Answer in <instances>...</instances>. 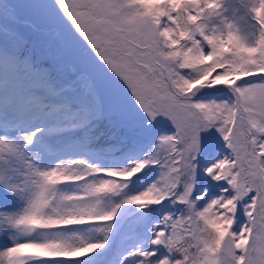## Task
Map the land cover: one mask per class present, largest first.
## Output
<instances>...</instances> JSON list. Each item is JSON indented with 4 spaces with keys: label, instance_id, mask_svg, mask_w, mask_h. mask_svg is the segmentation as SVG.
Segmentation results:
<instances>
[{
    "label": "snow or ice",
    "instance_id": "6c2138e0",
    "mask_svg": "<svg viewBox=\"0 0 264 264\" xmlns=\"http://www.w3.org/2000/svg\"><path fill=\"white\" fill-rule=\"evenodd\" d=\"M0 264H264V0H0Z\"/></svg>",
    "mask_w": 264,
    "mask_h": 264
}]
</instances>
